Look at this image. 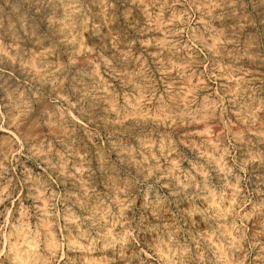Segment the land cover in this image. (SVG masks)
Wrapping results in <instances>:
<instances>
[{"label":"rangeland","instance_id":"374dc122","mask_svg":"<svg viewBox=\"0 0 264 264\" xmlns=\"http://www.w3.org/2000/svg\"><path fill=\"white\" fill-rule=\"evenodd\" d=\"M0 26V264L18 233L30 264H264V0H0Z\"/></svg>","mask_w":264,"mask_h":264},{"label":"bare ground","instance_id":"6f19581e","mask_svg":"<svg viewBox=\"0 0 264 264\" xmlns=\"http://www.w3.org/2000/svg\"><path fill=\"white\" fill-rule=\"evenodd\" d=\"M71 1V0H70ZM90 3V2H89ZM28 4V3H27ZM32 4H33V2H32ZM24 5V4H23ZM82 5V4H81ZM8 6V5H7ZM6 6V7H7ZM71 6V5H70ZM78 6V5H77ZM166 7V6H165ZM9 8V7H8ZM33 8V7H32ZM31 8V9H32ZM211 8V7H210ZM74 9V8H73ZM257 9V8H256ZM44 10H45V8H44ZM56 10V9H55ZM59 10V9H58ZM150 10V9H149ZM223 10V9H222ZM12 11V10H11ZM50 11V10H49ZM88 12V11H87ZM9 13V12H8ZM77 13V12H76ZM81 13V12H80ZM228 13V12H227ZM50 14V13H49ZM229 14V13H228ZM59 15V14H58ZM69 15H71V14H69ZM81 15V14H80ZM89 15V14H88ZM10 16H11V14H10ZM91 16V15H90ZM12 17V16H11ZM78 17V16H77ZM80 17V16H79ZM130 17V16H129ZM13 18V17H12ZM90 18V17H89ZM14 19V18H13ZM172 19V18H171ZM78 20V19H77ZM15 21V20H14ZM14 21H11V22H14ZM124 21V20H123ZM128 22V21H127ZM126 22V23H127ZM170 22V21H169ZM3 25V24H2ZM12 25V24H11ZM14 26V25H13ZM87 26H88V24H87ZM0 27H2V26H0ZM3 28H4V26H3ZM13 28V27H12ZM52 28V27H51ZM166 29V28H165ZM235 29V28H234ZM14 31V30H13ZM26 31V30H25ZM67 31V30H66ZM24 32V31H23ZM88 32V31H87ZM238 32V31H237ZM2 33V32H1ZM0 33V34H1ZM25 33V32H24ZM100 34V33H99ZM98 34V35H99ZM170 34V33H169ZM4 35V34H3ZM11 35V34H10ZM21 35V34H20ZM19 35V36H20ZM110 35V34H109ZM18 36V37H19ZM58 37V36H57ZM20 39H21V36L19 37ZM165 38H167V37H165ZM3 39H4V37H3ZM7 39V38H6ZM108 39V38H107ZM197 40V39H196ZM10 41V40H9ZM24 41H26L25 39H24ZM34 41V40H33ZM58 42V41H57ZM96 42V41H95ZM27 43V42H26ZM54 43V42H53ZM97 43V42H96ZM56 44V43H55ZM63 44V43H62ZM70 44V43H69ZM100 44V43H99ZM26 47V46H25ZM96 47V46H95ZM214 48V47H213ZM61 49V48H60ZM82 49V48H81ZM68 50V49H67ZM80 50V49H79ZM43 51V50H42ZM53 51H56V50H54L53 49ZM108 51H110V50H108ZM58 52H60V51H58ZM81 53V52H80ZM102 53V52H101ZM54 55H55V53H53ZM66 54V53H65ZM64 54V55H65ZM175 55V54H174ZM24 56V55H23ZM26 56H27V54H26ZM53 58V57H52ZM24 59V58H23ZM172 59V58H171ZM184 59H186V58H184ZM23 62V61H22ZM113 62V61H112ZM229 62V61H228ZM67 64H69V63H67ZM85 64V63H84ZM235 64V63H234ZM15 65V64H14ZM130 66V65H129ZM195 66V65H194ZM27 70V69H26ZM72 70V69H71ZM81 70V69H80ZM82 71V70H81ZM22 72V71H21ZM108 72V71H107ZM135 72H137V71H135ZM139 72V71H138ZM58 74V73H57ZM62 74V73H61ZM114 74V73H113ZM233 76V75H232ZM28 77V76H27ZM55 77V76H54ZM36 78V77H35ZM145 78V77H144ZM24 79V78H23ZM130 81V80H129ZM179 81V80H178ZM89 82V81H88ZM123 82V81H122ZM94 83V82H93ZM147 83V82H146ZM187 84V83H186ZM44 85V84H43ZM47 85H48V83H47ZM88 89V88H87ZM129 90V89H128ZM202 91V90H201ZM235 93V92H234ZM107 95V94H106ZM180 96V95H179ZM6 97V96H5ZM23 98V97H22ZM28 98V97H27ZM183 98V97H182ZM7 99V98H6ZM181 99V98H180ZM210 102V101H209ZM109 103V102H108ZM212 103V102H211ZM209 104V103H208ZM37 105V104H36ZM45 105V104H44ZM100 105V104H99ZM121 105V104H120ZM4 106V105H3ZM25 106V105H24ZM46 106V105H45ZM103 106H104V104H103ZM11 107V106H10ZM19 107V106H18ZM5 108V107H4ZM104 108V107H103ZM10 109V108H9ZM146 109V108H145ZM8 110V109H7ZM12 110V109H11ZM35 110V109H34ZM39 110V109H38ZM143 110H144V108H143ZM13 111V110H12ZM28 112H29V110H28ZM12 113V112H11ZM37 114H38V112H37ZM40 114V113H39ZM125 114V113H124ZM161 114V113H160ZM182 115V114H181ZM64 116V115H63ZM21 117V116H20ZM35 118V117H34ZM34 118H33V120H34ZM25 119V118H24ZM28 119V118H27ZM56 119V118H55ZM154 120V119H153ZM195 120V119H194ZM10 121V120H9ZM25 121V120H24ZM27 122V121H26ZM50 122V121H49ZM32 124V123H31ZM24 125V124H23ZM33 126V125H32ZM58 126V125H57ZM56 126V127H57ZM115 127V126H114ZM33 128V127H32ZM38 129V128H37ZM25 131V130H24ZM222 144V143H221ZM224 144V143H223ZM225 145V144H224ZM220 146V145H219ZM212 147V146H211ZM212 148H214V147H212ZM217 148V147H216ZM3 149V148H2ZM213 150V149H212ZM213 151H215V150H213ZM217 151V150H216ZM215 153V152H214ZM217 154V153H216ZM222 154H224V153H222ZM209 156V155H208ZM212 156V155H211ZM224 158V157H223ZM219 166V165H218ZM220 166H222V165H220ZM219 166V167H220ZM224 168H226V166L224 167ZM225 170V169H224ZM60 172V171H59ZM1 182V181H0ZM30 191V190H29ZM228 196V195H227ZM222 197H223V195H222ZM229 197V196H228ZM224 198V197H223ZM220 199V198H219ZM214 202V201H213ZM227 203V202H226ZM230 203V202H229ZM222 206V205H221ZM230 207V206H229ZM227 208V207H226ZM49 209V208H48ZM50 211V210H49ZM48 211V212H49ZM228 211H230L229 209L227 210V212ZM41 216H42V214H41ZM72 218H73V216H72ZM256 225V224H255ZM50 226V225H49ZM21 227V226H20ZM25 227V226H24ZM30 227V226H29ZM104 227V226H103ZM11 228V227H10ZM16 228V227H15ZM38 229V228H37ZM12 230V229H11ZM101 230H103V229H101ZM14 231V230H13ZM18 233V232H17ZM229 233H231L230 231H229ZM5 234V233H4ZM32 234V233H31ZM18 235H20L21 237H22V241L24 242V243H26L27 245V248H21L20 246H19V242L17 241L16 243L13 241V243H9L10 245H11V251H12V257H13V259L14 260H16V262L18 263V264H30L31 263V261H32V252H34V244L35 243H33L30 239H28V237L27 236H24V233H18ZM41 235V234H40ZM4 236V235H3ZM87 236V235H86ZM101 236V235H100ZM114 236H116V235H114ZM102 238V237H101ZM107 238V237H106ZM32 239V238H31ZM57 239V238H56ZM103 239V238H102ZM53 238H51L50 237V240H49V242H48V245H50L52 242H53ZM58 240V239H57ZM86 240V239H85ZM59 241V240H58ZM104 241V240H103ZM108 241V240H107ZM4 242H5V240H4ZM22 242V243H23ZM46 242V241H45ZM56 242V241H55ZM76 242V241H75ZM79 242V241H78ZM3 243V242H2ZM81 243V242H80ZM104 243H106V242H104ZM8 244V245H9ZM59 244V243H58ZM113 244H114V242H113ZM107 246V245H106ZM38 247V246H37ZM48 247V246H47ZM3 248V247H2ZM90 248V247H89ZM101 248V247H100ZM122 248V247H121ZM9 249V248H8ZM110 249V248H109ZM3 250V249H2ZM1 250V251H2ZM36 250V249H35ZM59 250V249H58ZM74 250V249H73ZM9 251V250H8ZM79 253V252H78ZM44 254H46V253H44ZM117 254V253H116ZM71 256V255H70ZM41 257V256H40ZM39 257V258H40ZM36 258V257H35ZM78 258V257H77ZM9 261V260H8ZM37 262V261H36ZM46 263H47V261H46ZM10 264V263H9ZM109 264H111V263H109Z\"/></svg>","mask_w":264,"mask_h":264}]
</instances>
